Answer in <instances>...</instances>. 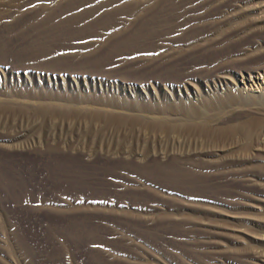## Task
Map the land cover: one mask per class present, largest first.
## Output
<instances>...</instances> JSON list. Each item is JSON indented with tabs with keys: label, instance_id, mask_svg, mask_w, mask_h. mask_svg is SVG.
<instances>
[{
	"label": "rangeland",
	"instance_id": "374dc122",
	"mask_svg": "<svg viewBox=\"0 0 264 264\" xmlns=\"http://www.w3.org/2000/svg\"><path fill=\"white\" fill-rule=\"evenodd\" d=\"M258 2L0 0V264H261Z\"/></svg>",
	"mask_w": 264,
	"mask_h": 264
},
{
	"label": "bare ground",
	"instance_id": "6f19581e",
	"mask_svg": "<svg viewBox=\"0 0 264 264\" xmlns=\"http://www.w3.org/2000/svg\"><path fill=\"white\" fill-rule=\"evenodd\" d=\"M260 2H258L257 4H256V6L254 7V10L255 11H259V10H264V0H259ZM262 19V18H261ZM260 18H259V20L258 21H264V19L263 20H261ZM256 21V20H255ZM250 23H253V20H251V22ZM256 73V75H254L253 73L252 74H249V76L248 77H242V85H243V87H244V90L246 91L247 90V92L248 91H257L258 92V90H264V72H255ZM233 81V80H232ZM234 81H236V80H234ZM240 88V87H239ZM260 92V91H259ZM247 94V93H246ZM241 99H243V96H242V93L240 92V91H234V90H231L229 93H228V95L222 100V101H219V102H215V101H210V102H208L207 104H205V106L208 108V109H214V108H220V107H232L233 105H235V104H237V103H239L240 102V100ZM256 124H255V127L257 128V127H261V128H264V118H262V119H260L258 122H255ZM253 126H254V124H253ZM237 135H240V136H242V137H245V138H248V132H247V130H245V129H243V130H241V129H238V128H233V129H231L230 130V136L231 137H235V136H237ZM244 139V138H243ZM234 172V171H233ZM236 172H238V171H236ZM224 172H222V174H223ZM222 174H219L216 178H217V182H218V185L219 184H221L222 186L223 185H229V183L232 181V180H234L233 179V175L232 174H228V175H222ZM226 174V173H225ZM61 191V190H60ZM55 192V191H54ZM59 192V191H58ZM67 192V191H66ZM54 194H56V192L54 193ZM68 194H69V192H68ZM67 194V195H68ZM71 194V193H70ZM33 195H34V193H33ZM57 195V194H56ZM60 195H62L61 193H60ZM67 195H65V196H67ZM73 195V194H72ZM58 196V195H57ZM71 196V195H70ZM41 197V196H40ZM33 198H34V196H33ZM60 198V197H59ZM28 199L30 200V202H34L35 200H33L32 201V199L30 198V196L28 197ZM61 199H63V198H61ZM52 200H54V199H52ZM47 201V200H46ZM50 201V200H49ZM55 202H57L56 200H54ZM65 201V200H64ZM65 202H67V201H65ZM53 203V202H52ZM45 204V203H44ZM77 204V203H76ZM51 205V204H50ZM57 206H58V204H57ZM74 206V205H73ZM63 208H64V206H63ZM50 209V208H49ZM51 210V209H50ZM52 212H55L54 210L52 211ZM81 212V211H80ZM82 212H84V211H82ZM56 213V212H55ZM76 213V212H75ZM59 214V213H58ZM62 214V213H61ZM64 214H66V213H64ZM68 215V214H67ZM70 216V215H69ZM81 218V217H80ZM82 218H84L85 219V217H82ZM95 218V217H94ZM93 218V219H94ZM76 219H77V217H76ZM86 219H87V217H86ZM85 219V220H86ZM88 219H90V216H89V218ZM80 219H78V221H79ZM76 221V220H75ZM81 221H84L83 219L81 220ZM262 257V258H261ZM261 257H259V256H253V258L252 259H255L256 261H259V263H261V264H264V259H263V257L264 256H261Z\"/></svg>",
	"mask_w": 264,
	"mask_h": 264
}]
</instances>
